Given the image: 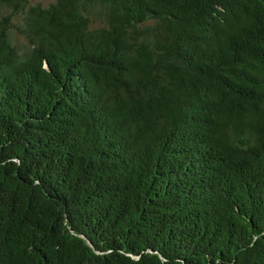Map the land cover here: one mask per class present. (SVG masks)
<instances>
[{
    "label": "trees",
    "instance_id": "trees-1",
    "mask_svg": "<svg viewBox=\"0 0 264 264\" xmlns=\"http://www.w3.org/2000/svg\"><path fill=\"white\" fill-rule=\"evenodd\" d=\"M0 264H264V0H0Z\"/></svg>",
    "mask_w": 264,
    "mask_h": 264
},
{
    "label": "rangeland",
    "instance_id": "rangeland-1",
    "mask_svg": "<svg viewBox=\"0 0 264 264\" xmlns=\"http://www.w3.org/2000/svg\"><path fill=\"white\" fill-rule=\"evenodd\" d=\"M31 2H41L42 4H47L51 2L52 0H30Z\"/></svg>",
    "mask_w": 264,
    "mask_h": 264
}]
</instances>
